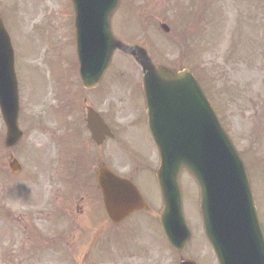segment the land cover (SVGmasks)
I'll return each mask as SVG.
<instances>
[{
  "label": "rangeland",
  "instance_id": "obj_1",
  "mask_svg": "<svg viewBox=\"0 0 264 264\" xmlns=\"http://www.w3.org/2000/svg\"><path fill=\"white\" fill-rule=\"evenodd\" d=\"M0 16L10 30L15 47V67L20 81L19 125L24 132L18 146L6 149L3 145L5 127L0 116V264H11L13 260L22 262L23 257L25 264H178L177 255L160 235L157 221V212L161 208L159 192L151 174H144V168H141L148 163L152 172L157 166L156 149L144 123L124 130L136 117L126 111L127 99L136 104L142 101L134 91H140L137 67L117 54L100 86L95 92L85 94L77 73L70 0H0ZM160 23L168 25V34L160 30ZM112 30L126 44L148 48L156 64L183 66L197 75L226 131L248 164L264 225V0H123L112 18ZM180 33L184 38H192L193 46L187 41L182 50L176 39ZM179 40L183 41L182 36ZM189 46L193 52L186 53ZM60 104H68L64 110L70 109L78 117L83 111L81 104H94L96 111L114 129L116 137L96 146L95 153V146L83 129L84 121L82 124L80 121L79 135L86 143L82 145L85 141L82 142L79 136L80 140L73 142L70 138L72 130L62 129L60 125L63 113L53 111ZM72 115L68 112L66 116ZM137 127L139 131L133 132ZM78 145L86 148L83 151L90 162L96 158V164L101 161L122 175L132 174L142 195L150 199L151 212L136 214L112 229L117 231V239L112 237V227L103 212L96 219L88 216L101 212L93 198H85L84 203H80L85 215L77 214L79 200L75 196L80 192L74 195L73 210L67 203V210L73 213L67 214L65 219L55 215L50 219L47 216L30 219L23 214L25 208H37L36 205L38 211L54 208L51 201L56 196L59 197L57 205L62 204V196L70 190L66 187V191H61L52 181L57 180L55 170L61 165L59 177L66 179L61 174L63 162L60 165V161L71 154L70 148L78 149L75 147ZM76 152L74 150L73 155ZM11 157L20 163V174L11 173L8 166ZM128 157L135 160L128 161ZM124 165H128L129 170L122 167ZM133 166H139V170L131 173ZM181 181L185 217L193 225L191 241L181 257L197 264H217L198 218L197 185L187 174L181 176ZM79 182L84 191L82 179ZM260 182L262 187L258 186ZM8 217H13L19 243L13 242L14 234L12 240L3 230L14 232L10 229L11 224L4 220ZM94 223L96 237L91 239ZM35 226L37 237L32 239L29 234ZM41 228L45 230L38 236ZM39 238L42 241L37 244ZM100 238L107 246H112L115 240L117 244L128 241L129 248L118 246V252L125 251L114 257L102 255L96 260L101 251ZM133 239L137 240L135 249L130 248ZM144 244L147 253L139 256L142 252H137ZM2 246L6 251L1 250ZM109 250L110 247L105 249L106 252ZM19 251L20 256L16 259ZM85 255L89 257L83 262Z\"/></svg>",
  "mask_w": 264,
  "mask_h": 264
},
{
  "label": "water",
  "instance_id": "obj_2",
  "mask_svg": "<svg viewBox=\"0 0 264 264\" xmlns=\"http://www.w3.org/2000/svg\"><path fill=\"white\" fill-rule=\"evenodd\" d=\"M71 1L80 72L87 86L99 82L117 49L136 56L142 67L148 126L160 155L156 179L163 209L159 222L168 241L182 251L190 237L179 183L185 170L199 187L204 231L219 264H264V235L246 169L196 80L187 70L155 69L143 49L124 46L112 37L109 19L119 0ZM9 45L0 21V109L7 126V146L21 137ZM89 129L97 143L108 134L98 116L89 120ZM97 183L111 223L119 224L132 213L148 209L136 187L108 169L99 168Z\"/></svg>",
  "mask_w": 264,
  "mask_h": 264
},
{
  "label": "flooded vegetation",
  "instance_id": "obj_3",
  "mask_svg": "<svg viewBox=\"0 0 264 264\" xmlns=\"http://www.w3.org/2000/svg\"><path fill=\"white\" fill-rule=\"evenodd\" d=\"M81 106V110H83L81 112V115L79 113V117H77V120L79 121V118H83L84 120V111H85V106L84 105H80ZM134 111H138V115H136V118H134L133 122L138 124L139 122H143V114H142V108L139 105L138 107H136L134 109ZM142 115V116H141ZM133 123H130V125H132ZM124 134V133H121ZM84 135V134H83ZM79 137L81 138L82 136L79 135ZM80 138H78V141L80 140ZM81 141L83 142V138H81ZM76 164H77V169L74 170H70L68 168V166H63L62 167V171L61 174L66 176V179H60V177L57 178V180H55L54 184L56 183V185L58 186V189H60L61 191H66V187L70 190V192L68 194H65V196H62V204L61 205H57L58 201H59V197L56 196L51 202L53 203V207H48L47 209H44V217L50 219L52 215L57 216L58 219L61 218H66L67 214L71 215L73 213V211L67 210V203H69V205H71V208L73 210V204H74V200L75 197H77V199L79 200L77 202V206L76 209L78 210L77 214H81V216H84L85 213L84 211L82 212V208L80 206V203H84L85 198H93L95 205H97L98 209H101V200H100V195L99 192L96 188V183H95V171H96V158L90 162V160L86 161V162H80V159H76ZM122 167L128 168V165H124ZM134 167V166H133ZM131 167V168H133ZM146 168L149 166H145ZM129 170V168H128ZM79 179H82L83 182V187H84V191L82 190L81 184L79 182ZM88 189V190H87ZM80 192L81 194H77V196L74 197L75 193ZM72 194V195H71ZM71 195V196H69ZM66 202V203H65ZM65 204V208H64V204ZM36 207L38 208V205H36ZM35 208V209H37ZM89 217H93L94 219L99 218L101 216V213H94L93 215H88ZM76 226H80V225H76ZM87 229H90V225H87ZM66 227V226H65ZM81 227V226H80ZM83 227V226H82ZM91 228L94 230L92 231L93 236H90V238H95L96 237V223H94ZM67 229V227H66ZM45 229L41 228V231L38 233V236L40 235V233L42 231H44ZM36 229L31 230V238H36L37 237V233H36ZM66 231V230H65ZM65 231L62 230V233H66ZM83 232V230H82ZM61 233V234H62ZM97 233L99 234V231H97ZM145 258V257H144Z\"/></svg>",
  "mask_w": 264,
  "mask_h": 264
}]
</instances>
